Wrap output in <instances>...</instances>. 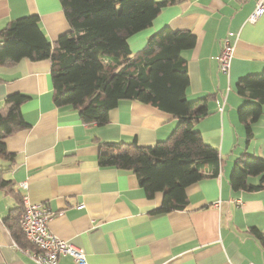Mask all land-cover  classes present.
<instances>
[{
  "label": "crops",
  "instance_id": "0c3cea01",
  "mask_svg": "<svg viewBox=\"0 0 264 264\" xmlns=\"http://www.w3.org/2000/svg\"><path fill=\"white\" fill-rule=\"evenodd\" d=\"M174 1L129 45L133 53L142 50L164 27L196 36L194 48L183 52L187 98H208V115L195 129L219 150V174L207 171L187 188L184 210L152 214L161 206L162 194L148 198L135 173L102 168L98 157L105 144L136 140L150 147L166 140L178 123L172 114L125 100L110 111L106 126L87 125L72 107L54 104L50 60L0 66V107L11 94L28 96L21 112L30 124L4 140L14 162L0 158L2 178L9 181L0 188V264H36L19 249L9 228L11 210L25 196L53 214L50 231L83 248L88 264H264V246L251 232L257 228L264 233V190L234 191L230 183L241 155L264 159V114L252 125L248 141L238 117L247 99L236 91L241 77L264 70V15L249 21L256 0ZM31 15L39 17L51 42L71 30L60 0H0V31ZM229 34L235 51L226 76L217 57ZM25 182L27 189L21 186ZM59 264L76 263L65 256Z\"/></svg>",
  "mask_w": 264,
  "mask_h": 264
},
{
  "label": "trees",
  "instance_id": "16d2710c",
  "mask_svg": "<svg viewBox=\"0 0 264 264\" xmlns=\"http://www.w3.org/2000/svg\"><path fill=\"white\" fill-rule=\"evenodd\" d=\"M60 2L71 30L51 42L38 16L10 21L0 31V66H14L22 59L50 60L54 104L72 107L87 125L106 126L110 111L125 100L172 114L178 123L166 140L150 147H142L136 140L102 145L98 163L102 168L135 173L148 198L161 193V206L152 214L184 210L187 188L203 179L207 171L215 177L220 169L219 150L195 129V123L208 115V98H187L189 73L183 52L194 48L196 36L189 30L164 27L148 38L142 50L133 53L129 39L149 28L162 8L174 0ZM236 91L247 99L238 108V117L250 141L252 125L264 114V70L241 77ZM27 99L14 93L0 107V158L11 163L15 155L7 150L4 140L30 128L21 112ZM251 177L258 182H249ZM230 183L234 191L264 190V159L251 153L241 155ZM7 184L0 171V188ZM22 212L21 201L11 210L9 228L19 246L32 248L20 229ZM251 232L264 246V233L257 228Z\"/></svg>",
  "mask_w": 264,
  "mask_h": 264
},
{
  "label": "built area",
  "instance_id": "2783aa9c",
  "mask_svg": "<svg viewBox=\"0 0 264 264\" xmlns=\"http://www.w3.org/2000/svg\"><path fill=\"white\" fill-rule=\"evenodd\" d=\"M264 15V0H256V7L249 21L254 23ZM229 34L222 40V51L217 57L219 70L226 76L230 75L231 61L235 46ZM220 106L219 111L223 112ZM21 186L27 189L25 182ZM23 212L20 216V229L25 239L32 248H17L29 255L36 264H59L62 257L70 256L76 264H88L85 250L71 242L62 240L55 236L49 229V222L53 214L48 212L43 204L33 203L28 196L22 200ZM238 203H241L239 200Z\"/></svg>",
  "mask_w": 264,
  "mask_h": 264
}]
</instances>
